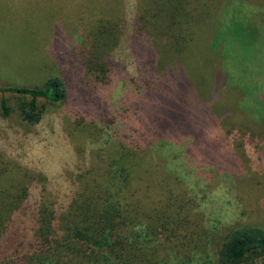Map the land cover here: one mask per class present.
<instances>
[{
	"label": "rangeland",
	"instance_id": "1",
	"mask_svg": "<svg viewBox=\"0 0 264 264\" xmlns=\"http://www.w3.org/2000/svg\"><path fill=\"white\" fill-rule=\"evenodd\" d=\"M158 2L0 0V86L60 76L68 92L61 104L39 100L37 124L12 93L5 116L0 93V193L27 187L29 213L42 201L68 213L96 201L98 182L111 184L106 171L124 146L137 151L133 177L110 191L139 221L129 230L153 228L157 264H217L232 230H264V0H187L184 63L161 58L164 40L159 48L141 29ZM101 24L119 40L106 76L90 68Z\"/></svg>",
	"mask_w": 264,
	"mask_h": 264
},
{
	"label": "trees",
	"instance_id": "2",
	"mask_svg": "<svg viewBox=\"0 0 264 264\" xmlns=\"http://www.w3.org/2000/svg\"><path fill=\"white\" fill-rule=\"evenodd\" d=\"M182 1L160 0L150 6L152 13L148 10L139 20L141 29L157 37V47L160 48L164 40L163 52L164 48L166 51L161 58L170 52L175 55V62L184 63L189 46L183 33V21L187 22L194 14L188 10L187 0L185 3ZM193 12L197 13L194 21L198 20L204 26L208 24L204 21V12ZM103 25H100L101 33L94 43L100 51L94 53V59L91 53L90 68L91 72L106 76L109 71L103 60L110 53V46L119 40L112 26ZM155 59L150 56L148 63L154 65ZM0 93L5 116L10 114L5 98L7 93L24 98L19 110L23 120L30 124L39 123L43 117L40 99L49 104H61L68 95L60 76L51 77L42 86L32 89L0 86ZM121 151L118 158L113 157L106 171L111 184L106 186L98 182L96 201L90 195L81 203L72 205L68 213L58 216L45 201L36 213H29L27 187L15 194L0 193L4 204L0 209V264H157L160 244L152 233L153 228L146 226L141 230H129L130 225H137L139 221L124 212L122 205L114 200L117 194L110 191L113 185L118 193L124 192L133 177L135 166L131 165L130 158L137 151L127 150L124 146ZM216 262L264 264V230L259 227L232 230L220 244Z\"/></svg>",
	"mask_w": 264,
	"mask_h": 264
},
{
	"label": "crops",
	"instance_id": "3",
	"mask_svg": "<svg viewBox=\"0 0 264 264\" xmlns=\"http://www.w3.org/2000/svg\"><path fill=\"white\" fill-rule=\"evenodd\" d=\"M45 50H46V49H45ZM48 54H51V53H48ZM42 55H44V53H43Z\"/></svg>",
	"mask_w": 264,
	"mask_h": 264
}]
</instances>
